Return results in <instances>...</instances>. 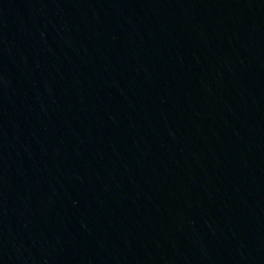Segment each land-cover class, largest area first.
Wrapping results in <instances>:
<instances>
[{"label":"water","instance_id":"95a60500","mask_svg":"<svg viewBox=\"0 0 264 264\" xmlns=\"http://www.w3.org/2000/svg\"><path fill=\"white\" fill-rule=\"evenodd\" d=\"M52 264H264V92L170 154Z\"/></svg>","mask_w":264,"mask_h":264}]
</instances>
